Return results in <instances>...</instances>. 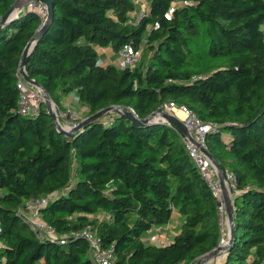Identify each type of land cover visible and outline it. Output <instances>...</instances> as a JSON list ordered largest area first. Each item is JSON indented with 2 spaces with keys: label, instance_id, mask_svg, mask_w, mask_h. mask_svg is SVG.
Returning a JSON list of instances; mask_svg holds the SVG:
<instances>
[{
  "label": "trees",
  "instance_id": "16d2710c",
  "mask_svg": "<svg viewBox=\"0 0 264 264\" xmlns=\"http://www.w3.org/2000/svg\"><path fill=\"white\" fill-rule=\"evenodd\" d=\"M16 1L0 0V22ZM52 1L54 19L28 58L31 79L59 107L77 95L87 117L118 106L145 120L173 102L215 125L208 151L236 173L240 190L235 238L219 264H264V0H145L139 24L132 14L140 0ZM43 26L25 10L0 30L5 264H93L88 243L70 235L88 228L114 247L116 264H195L217 249V201L174 126L138 127L111 113V122L102 117L68 138L45 103L36 116L20 114L23 54ZM125 45L143 48L139 64H101L98 48L118 54ZM42 197L50 201L41 217L66 245L41 240L26 222V202ZM174 213V241L146 242Z\"/></svg>",
  "mask_w": 264,
  "mask_h": 264
},
{
  "label": "built area",
  "instance_id": "2783aa9c",
  "mask_svg": "<svg viewBox=\"0 0 264 264\" xmlns=\"http://www.w3.org/2000/svg\"><path fill=\"white\" fill-rule=\"evenodd\" d=\"M180 5H188V2L184 1L180 3ZM25 10L36 13L41 18L42 26L48 21L49 9L47 4L42 0H29L23 8L17 11L14 17H18V15ZM147 14L148 7L143 10L138 9L132 14L133 22L139 24ZM158 27L159 24L155 23L153 28L156 29ZM142 55L143 48L137 49L133 45H125L118 53V64L121 68H133L139 64ZM17 88L20 93L18 104L20 114L28 117L38 115L40 113L41 105L45 103L43 91L26 82L21 74V70L18 74ZM161 109L171 114H175L179 111L184 116L182 121L188 128L189 134L194 140L193 141L189 137L184 136L188 153L217 201L218 217L222 229V238L219 246L229 247L230 233L228 234L227 232L229 219L226 198L229 197L234 205L235 199L240 195V190L238 188L236 173L233 171L224 172V180L222 181L217 166L206 154V151H208L207 134L215 128V125L203 122L193 110L184 106H179L173 102L167 103ZM53 111L57 123L63 129L68 131L76 129L86 118H88L85 117L83 119L80 112L72 106L62 105L59 107L54 103ZM131 112L137 117L133 110H131ZM112 118L113 117H109L107 122H111L113 120ZM49 201L50 197L35 198L27 201L24 210L26 222L37 233L41 240H51L60 245H66L69 241L68 237L59 236L41 217V210L49 204ZM172 230H174L173 224H171V226L167 224L163 227H156L153 229L154 233L147 238V241L150 244L165 246L168 242L166 239H162L161 236ZM1 233L2 227L0 223V235ZM70 235L74 238L84 239L88 243V252L93 264H116L114 247H103V244L95 231L88 228ZM2 247L3 244L0 240V248ZM0 264H5L4 258L0 257Z\"/></svg>",
  "mask_w": 264,
  "mask_h": 264
},
{
  "label": "water",
  "instance_id": "95a60500",
  "mask_svg": "<svg viewBox=\"0 0 264 264\" xmlns=\"http://www.w3.org/2000/svg\"><path fill=\"white\" fill-rule=\"evenodd\" d=\"M42 1L47 4L48 9H49L48 21L41 28V31L36 36V38L31 43H29L27 45V47L24 51V54H23V59L21 62L20 70H21V74L23 75L26 82H28L29 84H31L35 87L40 88L43 91L44 98H45V104L47 106L48 112L53 117L55 124L57 126V129L60 133L67 136L68 138H74L79 132H81L83 129H85L91 122L99 120L108 114L114 113V114H117L119 116L127 117L128 119L131 120V122L134 126H138V127L150 126V125L156 124V123L169 124L171 126H174L176 129H178L184 136H187L191 140H193L189 134V131H188V128L186 127V125L181 120H179V118H177L175 115L167 113L163 109H160L157 112L153 113L147 119L141 120L138 117H135V115L126 108L118 107V106H111V107L105 108V109L97 112L96 114L86 118L76 129H74L72 131H68V130L63 129L57 123V120H56V117H55V114L53 111L54 102L51 100L48 92L38 82L31 79V77L28 75L27 70H26L29 56L31 55V53H32L37 41L39 40L40 36L42 35V33L45 32L48 29L49 25L52 23V21L54 19V15H55L54 14L55 12H54L53 1L52 0H42ZM28 2H29V0H17L14 3V5L11 7L10 11L1 20L0 30L7 24V21L10 20L11 18H14L17 11H19L21 8H23L26 5V3H28ZM206 154L209 157V159L217 166V168L219 170L220 179L223 181L224 180L223 170L218 165V163L214 160L213 156L210 154L209 151H206ZM226 205H227V214H228L229 225H230L229 245H231L232 242L234 241L236 231H235V225H234V205L232 204V201L229 197L226 198ZM227 249H228V247L218 246L217 249H215L211 253H209L206 256H204L203 258H201L195 264H208L219 253L224 252Z\"/></svg>",
  "mask_w": 264,
  "mask_h": 264
},
{
  "label": "crops",
  "instance_id": "0c3cea01",
  "mask_svg": "<svg viewBox=\"0 0 264 264\" xmlns=\"http://www.w3.org/2000/svg\"><path fill=\"white\" fill-rule=\"evenodd\" d=\"M138 5L139 7H145L144 5L147 4L146 7H148V2L145 0H140L138 1ZM98 52L100 55V60H101V64L106 66L109 64H116L118 63V54H116L111 48H98ZM62 105H67V106H72L74 108H76L82 115L85 114V117L88 116L89 113V109L86 105L82 104L79 100L77 95L72 94L67 96L63 102ZM171 224L174 225V230L172 231H168L167 233H164L161 238L162 239H166L167 240V244H170L171 242L174 241L175 235H177V231L176 227H178L181 224V220L178 216L177 213H174L173 218L171 220V222L169 223V225L171 226ZM227 232L228 234L230 233V225L228 224L227 226ZM154 233L153 229L147 233V237L145 239H147L149 236H151ZM226 257V252H221L219 253L216 257H214L208 264H219L221 263Z\"/></svg>",
  "mask_w": 264,
  "mask_h": 264
},
{
  "label": "rangeland",
  "instance_id": "374dc122",
  "mask_svg": "<svg viewBox=\"0 0 264 264\" xmlns=\"http://www.w3.org/2000/svg\"><path fill=\"white\" fill-rule=\"evenodd\" d=\"M145 7H140L139 9H146V6H147V4L146 5H144ZM199 55H201V54H199V53H196V54H194V58L195 57H199ZM118 59V58H117ZM171 114V113H170ZM80 115H81V117L84 119L85 118V114L84 115H82L81 113H80ZM173 115H175L177 118H179V120H181L182 121V118H180V117H178L177 116V112L175 113V114H173ZM108 116H110V115H108ZM108 116L106 115V116H104V117H106V118H108ZM183 122V121H182ZM146 242H148L147 241V239H146Z\"/></svg>",
  "mask_w": 264,
  "mask_h": 264
},
{
  "label": "bare ground",
  "instance_id": "6f19581e",
  "mask_svg": "<svg viewBox=\"0 0 264 264\" xmlns=\"http://www.w3.org/2000/svg\"><path fill=\"white\" fill-rule=\"evenodd\" d=\"M15 15H16V14H15ZM177 116L180 117V118H182V119H183V117H184L183 114H182L181 112H179V111H177Z\"/></svg>",
  "mask_w": 264,
  "mask_h": 264
}]
</instances>
